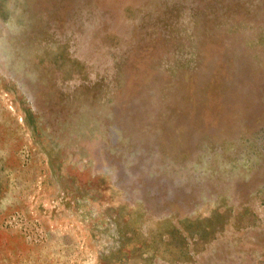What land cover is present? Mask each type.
<instances>
[{"label": "rangeland", "instance_id": "rangeland-1", "mask_svg": "<svg viewBox=\"0 0 264 264\" xmlns=\"http://www.w3.org/2000/svg\"><path fill=\"white\" fill-rule=\"evenodd\" d=\"M0 264H264V0H0Z\"/></svg>", "mask_w": 264, "mask_h": 264}]
</instances>
